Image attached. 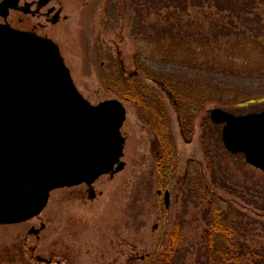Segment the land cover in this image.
I'll list each match as a JSON object with an SVG mask.
<instances>
[{
	"label": "rangeland",
	"instance_id": "1",
	"mask_svg": "<svg viewBox=\"0 0 264 264\" xmlns=\"http://www.w3.org/2000/svg\"><path fill=\"white\" fill-rule=\"evenodd\" d=\"M39 1L21 0L20 5L32 4L33 12L37 8H43L42 12L51 7L55 11L61 8L55 24L51 23V18L49 21L14 10H10L7 23L14 29L35 32L54 41L75 86L90 104L111 99L122 102L126 109L121 128L125 139L121 160L125 167L112 176L100 177L89 187L93 190L91 193L84 185L54 190L37 217L19 224L0 225V264H46L39 262L37 257L50 264H165L158 258L176 225L183 241L184 264H196L203 251V233L208 222L213 220L212 193L264 225V173L247 164L242 155L231 154L224 148L222 126L214 124L209 117V111L214 108L234 115H239L238 111L242 114L261 112L264 108L263 78L243 77V80L223 74L205 75L202 82L213 87L220 86L221 82L229 89L241 85V91L248 94L249 100L243 99L233 105L235 102L225 93L221 104L208 103L202 107L192 119L186 136L181 132L168 97L161 93L171 121L177 158L173 178L166 182L158 178L159 153L150 129L138 116L137 105L110 94V85L101 80L102 69L109 60H121L126 74L136 71L134 56L139 52L146 57L174 56L180 61L199 59L225 67L228 72L264 74V36L248 37L252 36L250 27L256 29V25L241 26L240 32L245 31L247 36L235 33L226 38L218 35L215 39L219 33L216 25L227 21V13H218L213 4L205 0L193 1L205 5L192 7L187 13L167 10L175 13L170 19L166 18L168 12L165 10L157 16L153 6H131L130 0H113L117 5L115 23L105 20L108 0H51L48 6L37 7ZM136 10L141 11V18ZM256 11L249 17L264 20V6ZM140 19L143 20L141 25ZM157 21L174 23L172 26L180 27L182 34H188L191 39L170 38L164 40L170 42L169 49L168 44L161 47L151 36L142 35L151 34L148 27ZM3 22L0 17V23ZM200 35H211L208 41L211 44L195 45L198 42L192 40L197 39L192 37ZM193 76L200 80V74ZM144 81L150 88H157L153 82ZM213 92L207 96L217 100L219 95ZM244 105L246 108H240ZM205 119L214 125L202 138L201 125ZM206 152L213 163L210 168ZM195 168L204 176L206 187L212 192L202 199L197 192L186 188L187 176L189 172L192 175ZM252 233L247 234V245L252 249H264V228L257 225Z\"/></svg>",
	"mask_w": 264,
	"mask_h": 264
},
{
	"label": "water",
	"instance_id": "2",
	"mask_svg": "<svg viewBox=\"0 0 264 264\" xmlns=\"http://www.w3.org/2000/svg\"><path fill=\"white\" fill-rule=\"evenodd\" d=\"M19 2H0V225L37 217L54 190L91 187L125 167L124 105L116 99L90 104L56 43L12 28L10 10L37 13ZM46 3L40 0L38 7ZM58 20L59 12L51 23ZM209 117L222 125L224 148L264 173V110L234 115L214 108Z\"/></svg>",
	"mask_w": 264,
	"mask_h": 264
},
{
	"label": "trees",
	"instance_id": "3",
	"mask_svg": "<svg viewBox=\"0 0 264 264\" xmlns=\"http://www.w3.org/2000/svg\"><path fill=\"white\" fill-rule=\"evenodd\" d=\"M193 1L195 0H130V5L144 4L153 6L156 9L155 14L161 16L163 10L168 12L167 10L174 9L183 14L187 13L192 7L205 5L202 3L199 5L198 2ZM205 1L213 4L218 13H227L225 18L227 21L216 25L219 33H216L215 39L219 37L226 38L235 33L247 36L245 31L240 32L241 26L246 25H256L255 27H257L256 29L250 27L252 36L248 37L259 39L264 36V20L251 19L249 17V15L255 14L256 10L261 6H264V0ZM116 6L113 0H108L106 22L113 21L115 23L117 21V15L114 14ZM136 11L141 18V11ZM165 14L168 19L175 15V13L169 12ZM141 20L138 21L140 25L142 23ZM173 24L172 22L168 24L160 21L153 22L148 27L152 30L151 34L145 33L142 35L149 38L151 36L153 41L161 43L160 46L163 48H165L164 44H168V49L170 42L166 43L164 40L182 38L188 41L190 36L188 34L183 35L181 28L172 26ZM218 35L220 36L217 37ZM211 37V35L194 36L192 39L197 40L192 41L198 42L195 45H200L201 43L210 45L211 42L208 41H210ZM164 51L169 54V51ZM134 57L136 71L126 74L121 60H109L107 66L102 69L104 73L101 80L102 83L109 84L113 88L110 89L108 87L110 94L132 101L137 105V113L140 120L150 129L154 137V147L159 153L158 178L163 182L172 180L173 176L171 177V175L174 173L177 158L172 140L171 121L161 93L168 97L180 123L181 132L186 136L190 132L192 119L202 110L204 105L208 103L221 104L225 93L230 96L232 102H235L233 105L239 104V101L243 99L249 100L248 94L244 95V91H241L243 90L241 85L236 86L235 89H229L228 85L221 82L220 86L213 87L202 82L203 78L206 77L205 75L220 76L223 74L233 79H243V77L264 79L263 73H242L241 71L235 72V70L228 72L225 67L201 62L199 59L196 62H192L180 61L175 59L174 56L167 57L165 55L146 57L142 52L137 53ZM222 68L225 69L222 70ZM197 74H200L199 81L193 76ZM144 80L153 82L157 88H150ZM211 91L219 95L217 100H214L212 96H207ZM240 108H246V105ZM238 112L237 114H242ZM247 112L250 113L251 111ZM247 112H244V114ZM213 125L208 119H205L201 125L202 138ZM206 159L210 168L213 163L211 164L208 152H206ZM189 174L186 180V188L191 192H197L199 199L209 195L211 191L206 187L205 178L201 172L195 168L192 175L191 172ZM210 197L213 220L208 222L207 229L203 233V251L198 255L196 264H264V249H252L245 242L247 234L253 235L252 232L257 225H261L263 228L264 225L255 221L251 216L248 217L231 203L217 197L215 194L212 193ZM180 234V228L176 225L173 234L169 237L167 247L160 254L158 260L165 264H184L183 258L185 255L181 253L183 241Z\"/></svg>",
	"mask_w": 264,
	"mask_h": 264
},
{
	"label": "flooded vegetation",
	"instance_id": "4",
	"mask_svg": "<svg viewBox=\"0 0 264 264\" xmlns=\"http://www.w3.org/2000/svg\"><path fill=\"white\" fill-rule=\"evenodd\" d=\"M51 2V0H47V3H46V5L45 6H42V7H46V6H48V4ZM38 7V6H37ZM30 9H32V6H31V8ZM42 9L43 8H41V9H38L37 8V13L35 14L36 16H41V17H45V20H49L50 21V18H51V20L53 19V17H54V15L57 13V12H59V18H60V14H61V8L58 10V11H55V9H54V7H51V8H47L46 9V11H44V12H42ZM85 189H86V191L88 192V193H91V190L92 189H90L88 186H86V185H84L83 186ZM84 189V190H85ZM93 191V190H92Z\"/></svg>",
	"mask_w": 264,
	"mask_h": 264
}]
</instances>
